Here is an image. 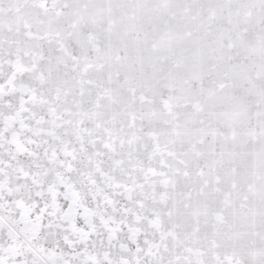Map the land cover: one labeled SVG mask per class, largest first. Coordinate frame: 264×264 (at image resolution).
I'll list each match as a JSON object with an SVG mask.
<instances>
[{
  "label": "snow or ice",
  "instance_id": "obj_1",
  "mask_svg": "<svg viewBox=\"0 0 264 264\" xmlns=\"http://www.w3.org/2000/svg\"><path fill=\"white\" fill-rule=\"evenodd\" d=\"M0 264H264V0H0Z\"/></svg>",
  "mask_w": 264,
  "mask_h": 264
}]
</instances>
